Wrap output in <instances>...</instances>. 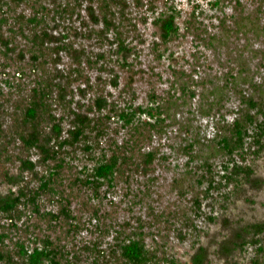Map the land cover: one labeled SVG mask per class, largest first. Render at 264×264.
Returning a JSON list of instances; mask_svg holds the SVG:
<instances>
[{
    "label": "trees",
    "instance_id": "obj_1",
    "mask_svg": "<svg viewBox=\"0 0 264 264\" xmlns=\"http://www.w3.org/2000/svg\"><path fill=\"white\" fill-rule=\"evenodd\" d=\"M256 1L258 2L254 9L247 10L240 5L234 8L231 15L219 17V35L210 33L203 26L200 15L192 12L184 24L182 34L190 33L199 44L213 48L225 44L228 55L229 49L234 48L237 60L242 59L245 52H252V56L258 58V68H261L264 63V2ZM78 2L79 0H71V3H63L62 0H0V29L3 26H17V30L22 31L20 34L25 38L24 32L27 29V52L32 61L29 66L22 63L21 56H24V51L20 52V49L19 55H12L11 52H15L13 46L16 45H12L11 37L15 31L9 29L12 34L10 37V34L4 37L3 32H0V54L4 62L0 68V97L7 98L9 102L18 97L13 109L16 139L27 154L34 153L38 156L37 160H32L15 155L19 161L20 172L29 171L33 174L35 185L32 188L21 185L8 193L0 192V264H72L73 252L68 249L64 237L75 236L81 228L86 227V223L75 215L72 205L75 202L73 198L80 192L91 193L90 199L88 196L80 202L94 207L91 211V218L95 220L94 228L100 236L109 233L113 226L108 225L105 218H101L100 188L103 185L108 190L114 188L119 179H129L133 171L153 161L158 152L155 148L144 151L143 146L150 144L153 133L163 132L165 120L172 111L173 102L175 103L176 97L172 94L166 98L154 95L152 105L140 107L139 112H145L150 117L144 121L136 119L137 110L130 108L131 106L117 110L116 105H112L103 96H97L91 106L88 105L87 112L92 115L70 108L71 104L65 97L67 88L83 76L82 63L96 66L99 59H104L103 54L91 58L85 49H77L72 43L59 40L50 33L48 20L72 14L76 8L75 3L79 4ZM21 3L30 7V15L14 12V8ZM126 6V0H98L96 7H87V13L95 24H102L97 37L104 41L107 34L112 32L117 52L128 49L121 31L123 17L118 19L116 16L119 12L122 14ZM178 14L179 10L175 5L169 3L155 17L154 24L159 29L161 43H167L181 35L180 26L176 22ZM90 30L93 29L88 31ZM257 42L263 45L254 47ZM61 52H66L75 63L66 74L56 67L50 69L48 66L49 62L55 66ZM53 55L55 56L52 57ZM243 64L246 65L247 60ZM258 68L252 71L240 69L242 71L235 74L230 71L225 73L226 77L221 84L213 85L212 90L219 97L212 100V105L221 102L219 98L229 90L238 99V105L231 110L235 114L233 119L216 127L215 136L209 143L208 156L194 153V141L183 146L182 152L188 155L189 160H200L197 169H187V175L175 178L178 193L183 197L191 193L188 206L194 216L199 211L202 198L208 197L213 189L229 182L239 185L253 175L252 168L240 165L234 160V156L243 158L252 146L259 149L264 143V78L260 81L255 79ZM25 79L31 83H27ZM203 82L189 75L179 85L181 96L193 97L197 87H203L202 94L205 95L207 85L205 87ZM58 102L71 110L72 117H68L71 120L66 129L62 122L68 113L60 116L54 114V106ZM114 116L128 127L129 134L121 143L114 139L106 147L101 146V138L106 135L109 126L105 124ZM75 148H82L85 153L91 154L90 161L93 163L90 167L85 164L79 168L74 159L69 158L70 150ZM216 154L226 157L219 181L210 161V157ZM13 158L14 155L9 152L5 128L0 121V162ZM37 165L43 166V173H39ZM11 183L16 184L15 179H11ZM108 190L104 194L105 199L108 198ZM91 199L96 202L93 203ZM42 202L54 205L55 208L42 210ZM188 210L187 207L181 213L161 211L157 215L156 227L159 222L173 226L181 221V224L195 229ZM184 213L187 220L182 222L181 215ZM138 224V228L134 227L135 229L128 232L121 227L114 230L116 235L121 236L107 251H100V246H96L98 243L85 245L91 251V264H104L103 261L106 264H175L176 260L167 257L165 251L147 246V233L140 220ZM51 232L57 233L54 239ZM245 232L249 234L250 245L254 248L253 256L247 264H263L264 221L246 227ZM241 243L240 249L245 246L243 241ZM205 257V251L200 249L194 257L195 264L202 263Z\"/></svg>",
    "mask_w": 264,
    "mask_h": 264
},
{
    "label": "rangeland",
    "instance_id": "obj_2",
    "mask_svg": "<svg viewBox=\"0 0 264 264\" xmlns=\"http://www.w3.org/2000/svg\"><path fill=\"white\" fill-rule=\"evenodd\" d=\"M66 1L71 3V0H62L63 3ZM262 1L264 2V0L260 2L263 3ZM126 2L127 6L123 13L119 12L116 15L118 19L120 16L121 19L123 17L121 31L128 47L125 52L116 51L117 44L116 41L114 42L112 32L107 34L104 41L97 37L102 24L101 22L95 24L87 13V7H96L98 0H79V4L75 3L76 8L72 14L54 16L55 18L48 20L50 33L59 40L64 39L65 42L72 43L77 49H85L91 58H96L97 54L104 55V59H99L96 66H88L83 62V76L67 88L68 93L65 97L74 111L87 112L88 105L91 106L93 99L103 96L112 105H116L117 110L131 106L130 108L137 110L136 119L144 121L150 117L145 112H139L140 107L146 108L152 105L154 95L166 98L172 94L176 97L175 103L172 104V111L165 120L163 132L153 133L150 144L143 146L144 151L155 148L154 150L158 152L153 161L133 171L129 179L125 181L119 179V183H116L114 188L108 190L105 185L100 188L101 218H105V222L114 229L111 228L109 233L100 236L98 230L94 228L95 220L91 218L94 207L80 202L88 196L90 199V192H80L73 198L74 213L86 223V227L81 228L75 236L64 237L68 249L73 252L72 264H91V251L85 245L92 246L98 243L99 245L96 246H100L98 247L100 251H107L109 246L121 236L116 235L114 230L121 227L128 232L138 228L139 220L147 233L145 237L147 246L165 251L167 257L176 260L175 264H195L194 257L200 249L204 250L206 255L200 264L235 262L247 264L253 256L254 248L250 245L249 234L245 232L246 227L264 221V143L259 149L252 146L243 158L234 156L237 163L252 168V177L239 185L229 182L218 189H213L208 197L202 198L199 211L195 216L188 206L191 201L189 198L192 197L191 193H187L185 197L178 193L175 178L187 175L185 173L187 169H197L200 163V160L196 158L189 160L188 155L182 152L183 146L194 141L193 143L196 142L193 145L194 153L208 156L209 143L215 136L216 127L227 124L235 115L231 110L237 107L238 99L231 90L219 98L221 101H218L219 105L211 104L213 99L219 97L213 92V85L221 84L226 77L225 73L230 71L235 74L242 71L240 69L252 71L258 68V58L253 57L252 52H245L244 56L242 55L243 58L237 60L234 48L229 49L230 55H228L225 44L213 48L199 44L190 33L183 35L184 24L194 12L200 15L203 26L210 33L219 35V17L231 15L234 8L240 5L247 10L254 9L258 1L126 0ZM169 3H173L179 10L176 22L180 26L181 35L167 43H161L159 29L154 24V19ZM47 4L53 6L51 3ZM14 9L15 13L26 16L31 14V9L26 3H21ZM16 27L3 26L0 32H3L4 37L9 34L10 37L11 31H15L11 37L12 45H16L13 46L15 52L11 53L17 56L24 51V56H21L22 63L29 66L32 62L27 52L29 33L25 29V38L20 34L22 31L17 30ZM89 29L93 30L88 31ZM259 45L263 44L257 42L254 47ZM2 58L0 54V68L1 63H4ZM72 59L66 52H61L55 66L50 62L48 66L50 69L56 67L66 74L75 66ZM246 60L247 64L244 65ZM262 65L255 75V79L259 81L264 78V63ZM1 75L0 73V77ZM189 75H192L195 80L204 81L205 87L207 85L205 95L202 94L204 88L197 87L193 97L181 96L179 85L182 81H186ZM25 78L30 80L28 77ZM26 79L27 83H31ZM189 87L193 88L192 85ZM242 87L245 88L244 85ZM16 97L11 102L7 98L0 97V121L9 140V152L14 155L13 160L0 162L1 193L16 190L21 185L27 188L35 185L31 172H20L16 157L32 160L38 158L34 153L27 154L16 139L15 111H13ZM54 108V114L57 116L68 113L62 122L66 129L71 120H68L71 110L60 102ZM88 115L92 114L88 113ZM105 125L109 126L106 135L101 138V146L106 147L114 139L121 143L129 134L128 127H125L116 116ZM69 158L74 159L79 168L85 164L90 167L93 163L90 161L91 154L85 153L82 148L70 150ZM210 158L216 179L219 181L226 157L216 154ZM36 169L39 173L45 170L42 165H37ZM11 179H15L16 184H12ZM200 188L202 189V186ZM107 190L108 198L105 199L104 194ZM91 201L96 202L93 199ZM187 207L191 212L189 214L193 218L195 229L181 224V221L173 226L159 222L156 227L157 215L161 211L181 213L185 212ZM41 208L47 210L55 207L42 202ZM181 220L182 222L187 220L185 213L181 215ZM50 234L54 239L57 233ZM95 238L97 239L93 242ZM242 241L245 246L240 249L239 245ZM103 262L106 264L105 261Z\"/></svg>",
    "mask_w": 264,
    "mask_h": 264
}]
</instances>
